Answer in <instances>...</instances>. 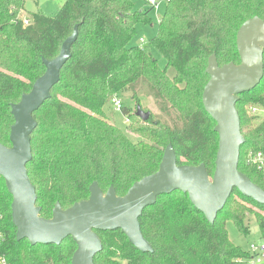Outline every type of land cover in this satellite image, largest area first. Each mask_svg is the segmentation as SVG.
<instances>
[{
    "label": "trees",
    "instance_id": "obj_1",
    "mask_svg": "<svg viewBox=\"0 0 264 264\" xmlns=\"http://www.w3.org/2000/svg\"><path fill=\"white\" fill-rule=\"evenodd\" d=\"M25 6V0H0V144L4 147H11L12 105L19 104L44 75L43 60L57 58L76 27L78 34L51 99L33 114L37 127L27 169L43 218H52L57 203L67 210L88 200L93 183L104 194L113 187L117 196H126L136 182L158 172L170 144L178 165L204 164L213 177L218 134L202 102L210 80L208 60L215 55L220 67L241 65L237 34L246 21L256 17L264 21V0H171L159 21V34L150 41L165 59V68L151 52L131 45L138 34L136 26L151 23L148 12L135 11L131 0H66L53 17L33 13L28 27L15 23ZM146 89L172 119V127L152 112L144 123L125 106L127 129L109 122L104 108L115 95L129 91L138 106ZM252 107L264 108V78L258 87L240 95L236 104L245 140L238 169L264 189V171L247 163L249 153L264 150V119L254 126L259 116L250 115ZM132 133L141 140L131 141ZM12 201L0 177L2 253L9 262L71 264L77 249L72 238L59 246L16 240ZM226 204L210 224L187 193L162 196L139 218L151 253L134 248L121 230L96 231L103 249L94 262L241 264L249 252L231 241L227 224L233 222L246 236L248 213L264 236V204L243 197L237 189Z\"/></svg>",
    "mask_w": 264,
    "mask_h": 264
},
{
    "label": "water",
    "instance_id": "obj_2",
    "mask_svg": "<svg viewBox=\"0 0 264 264\" xmlns=\"http://www.w3.org/2000/svg\"><path fill=\"white\" fill-rule=\"evenodd\" d=\"M77 38L76 27L63 43L60 55L50 61L43 60L44 75L35 81L30 93L22 95L19 104L12 105L15 123L10 130L11 147L0 144V177L13 196L12 223L17 229L18 242L27 239L32 246H59L72 238L77 249L71 264H95L96 255L103 249L96 231L121 230L134 248L151 253L153 249L143 237L139 218L158 198L176 191L187 193L192 205L210 224H214L224 210L234 189L243 197L264 204V189L238 169L245 140L236 104L240 95L258 87L264 78V21L256 17L242 24L237 34L241 65L230 63L220 67L215 55L208 60L206 73L210 80L202 93V102L216 123L219 141L212 178L204 164L178 165L170 144L158 172L136 182L126 196H117L113 187L104 194L97 183H93L88 200L77 202L67 210L57 203L52 218H43L27 169L32 159L31 136L37 127L33 114L51 99V90L59 83L60 73L72 55L71 47ZM135 114L143 122L151 117V111H144L141 105L137 106Z\"/></svg>",
    "mask_w": 264,
    "mask_h": 264
},
{
    "label": "rangeland",
    "instance_id": "obj_3",
    "mask_svg": "<svg viewBox=\"0 0 264 264\" xmlns=\"http://www.w3.org/2000/svg\"><path fill=\"white\" fill-rule=\"evenodd\" d=\"M66 0H26V6L24 11V16L29 18L33 13H41L46 17L55 16L60 8L65 4ZM133 1L135 7V11H146L147 16L149 17L151 23L148 24H138L136 26V32H138L137 37L131 42L133 46H140L143 49L151 52L153 57L157 60L161 68H165L167 63L162 55L152 47L150 41L156 37L159 32V21L162 15L165 12L167 0H155L160 4L159 8L155 10L151 9V6L147 3V0H131ZM151 9V10H150ZM142 40L145 44H142ZM173 72V71H171ZM171 75V74H170ZM124 103L125 107H129L133 113L137 108L136 99L132 98V93L129 91H125L119 95ZM140 104L141 107L147 112L151 111L157 120H160L162 124H166L172 127V119L161 111L157 99L151 95L150 92L146 89V91L142 92L140 95ZM108 116V120L110 123L117 125L122 129H127L129 125L125 124L127 116L123 112H117L113 110L111 101L104 108ZM258 118L253 121L254 126H258L259 122L264 119V110L258 113ZM143 122V121H142ZM145 123V122H144ZM131 141L141 140L137 135L133 134L129 135ZM246 224L249 226V233L245 235L240 234L236 225L233 222H229L227 224L228 236L231 241L241 247L243 250L248 251L250 244H260L262 243L263 235L260 234L259 227L257 224V220L253 215L246 213Z\"/></svg>",
    "mask_w": 264,
    "mask_h": 264
},
{
    "label": "built area",
    "instance_id": "obj_4",
    "mask_svg": "<svg viewBox=\"0 0 264 264\" xmlns=\"http://www.w3.org/2000/svg\"><path fill=\"white\" fill-rule=\"evenodd\" d=\"M171 0H167V3H169ZM147 3L151 6V8L158 9L160 4L157 3L155 0H147ZM22 23L23 27L30 26L33 21L30 18H27L24 16V10H21L19 15L17 16V19L15 23ZM142 44H145V42L142 40ZM111 104L114 111L122 112L124 108L123 100L120 96L115 95V97L112 98ZM264 110V108L260 107H252L250 110V115L256 116L259 112ZM126 125L130 124V120L127 117L125 121ZM247 163L253 167H255L259 172L264 171V150H260L256 153H249L248 154V160ZM3 219L2 211H0V221ZM5 244V236L2 231H0V264H11L6 258L5 254L2 253V247ZM249 257H247L246 260H242L241 264H264V236L262 239V243L260 244H250L248 248Z\"/></svg>",
    "mask_w": 264,
    "mask_h": 264
},
{
    "label": "crops",
    "instance_id": "obj_5",
    "mask_svg": "<svg viewBox=\"0 0 264 264\" xmlns=\"http://www.w3.org/2000/svg\"><path fill=\"white\" fill-rule=\"evenodd\" d=\"M25 3H26V0H25ZM26 9V8H25ZM26 12V10H24ZM30 18V17H29Z\"/></svg>",
    "mask_w": 264,
    "mask_h": 264
}]
</instances>
